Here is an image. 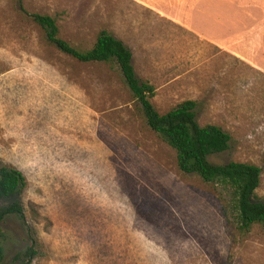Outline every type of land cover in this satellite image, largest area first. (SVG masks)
I'll return each mask as SVG.
<instances>
[{
  "label": "rangeland",
  "instance_id": "1",
  "mask_svg": "<svg viewBox=\"0 0 264 264\" xmlns=\"http://www.w3.org/2000/svg\"><path fill=\"white\" fill-rule=\"evenodd\" d=\"M30 14L80 50L107 30L159 113L197 100V123L231 137L209 161L258 166L264 202V0H0V167L26 182L3 264L30 245V264H264V228L177 168L118 70L59 52Z\"/></svg>",
  "mask_w": 264,
  "mask_h": 264
},
{
  "label": "trees",
  "instance_id": "2",
  "mask_svg": "<svg viewBox=\"0 0 264 264\" xmlns=\"http://www.w3.org/2000/svg\"><path fill=\"white\" fill-rule=\"evenodd\" d=\"M33 23L42 31L45 40L59 52L80 63H104L115 67L149 127L175 152L177 168L185 174H195L204 182L218 185L229 196L235 212L236 225L248 230L255 224L264 228V202L256 198L261 169L251 163L230 161L214 164L212 155L230 148L231 137L213 124L199 125L195 109L197 100H184L161 114L151 100L155 88L148 81L136 77L131 51L107 30L98 32L93 46L80 50L59 37L56 20L49 15L30 14ZM26 182L16 169L0 167V264L5 262L7 238L1 225L14 218L23 224L24 215L20 196ZM37 251L32 245L15 254V264H30Z\"/></svg>",
  "mask_w": 264,
  "mask_h": 264
},
{
  "label": "crops",
  "instance_id": "3",
  "mask_svg": "<svg viewBox=\"0 0 264 264\" xmlns=\"http://www.w3.org/2000/svg\"><path fill=\"white\" fill-rule=\"evenodd\" d=\"M261 57L262 59L264 58V43L262 45ZM262 59L260 60V68L264 72V60Z\"/></svg>",
  "mask_w": 264,
  "mask_h": 264
}]
</instances>
